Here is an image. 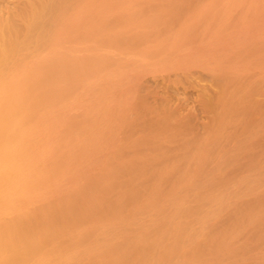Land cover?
<instances>
[{
	"label": "bare ground",
	"instance_id": "1",
	"mask_svg": "<svg viewBox=\"0 0 264 264\" xmlns=\"http://www.w3.org/2000/svg\"><path fill=\"white\" fill-rule=\"evenodd\" d=\"M85 1L18 0L14 5H6L5 14L0 13V264L216 262L224 255L219 253L222 240L218 239L217 234L211 236L208 252L199 247L196 249L188 243L195 242L194 236L188 235L182 224L172 223L165 216L164 207L169 204L177 210V194L181 182H192L198 190L202 187L198 182H206V187L212 191L214 182L225 179L224 174L219 176L212 173L213 168H222L224 162L218 160L210 168L207 163L213 156L212 151L217 141L230 132L224 130V127L236 123L238 116L244 113V99L232 97V91H227L224 86L216 94L218 96L214 95V99L204 97L210 99L203 107L211 113V131L203 137L182 138L184 142H181L178 152L170 150L168 144L181 133L184 134L188 126L186 129L185 122L182 124L180 119L174 118L173 112V117L170 113L162 114V111L151 108L144 101L135 106L138 117H133L131 123L150 130L145 139L133 134L127 139H121L118 137V130H101L98 125L96 130L93 129V115L89 116L92 112H84V118L81 116L83 119H77V113H71L69 101L73 103L72 99L76 96V77L88 74L97 65L100 69L102 62L96 59L98 62H95L100 63L95 65L94 60L72 56L69 50L63 49L67 47L70 36L77 32L76 37L86 35L90 26L96 22L99 24L103 23V19L110 18V21L114 18L119 24L123 16L120 18L118 11L121 13L124 10L116 4L120 0H116L113 8L119 6L118 11L116 8L110 11L112 5L107 7L106 4L105 13L104 9L96 12L92 5L91 10L96 11L87 12L91 6L88 8L87 5L86 10ZM92 1L89 2L93 4ZM97 1L102 0H95ZM77 8L81 11H77ZM107 11L116 15L118 12L119 18L116 19L112 16L114 14L106 13ZM88 17L89 21L95 18L94 23L89 22ZM97 19L99 22H95ZM169 22L170 20L166 24ZM113 26L115 28V23ZM100 31L102 36L103 30ZM168 32L171 30L166 26L143 35L134 33L127 37L124 33L120 34L127 38L119 37L121 41L118 40V44H122L120 46L127 50L119 51V48L118 52L121 54L115 56L118 57L116 60L123 62L122 64L126 62V65L134 69L131 64L136 66L140 60L135 62L134 59L137 58L133 57L131 60L132 56L128 58L127 55L142 54L143 49L155 44L154 37H167ZM113 33L118 39L117 34L115 36ZM107 48L105 47L106 50ZM138 50L142 51L138 53ZM156 51L150 48L147 56H142V60L145 61L146 57L149 60L156 59L171 50H164L161 54ZM173 52L177 53L176 50ZM97 53L95 54L99 55L101 52ZM105 56L102 57L106 58ZM165 57L164 54V59ZM123 58H126L125 62ZM139 63L136 70L141 72L146 62L143 66ZM84 82L82 79L81 87ZM228 84L232 85L228 80L223 85ZM236 85L234 82L232 87ZM80 90L82 91L81 88ZM147 113H153L154 116L150 118ZM97 117L99 118L96 116L95 120ZM249 122L253 120L250 119ZM247 133L250 137L256 134V130L248 129ZM123 140L126 143L120 142ZM237 145L242 154L253 158L255 147L247 145L246 137ZM141 146H145L144 150H141ZM252 166H255L254 160L249 168ZM152 211H157L156 222L166 225L167 229L161 228L156 236H152L149 226L145 224V233H133L140 214Z\"/></svg>",
	"mask_w": 264,
	"mask_h": 264
},
{
	"label": "rangeland",
	"instance_id": "2",
	"mask_svg": "<svg viewBox=\"0 0 264 264\" xmlns=\"http://www.w3.org/2000/svg\"><path fill=\"white\" fill-rule=\"evenodd\" d=\"M15 1L18 0H0V9H2L0 13L5 14V7L8 6V3L11 5ZM89 1H85L88 3H85L86 10L87 5L88 8L92 5L97 10L94 9L96 12H102L101 10L104 9L103 12L105 13L109 5H112L110 11L119 9L121 6L120 9L124 11L121 13L120 10L117 9V11L120 18L123 16V19L126 18L127 20L123 21L122 19L117 24L114 18L110 21V18L103 19L106 23L102 20L103 23L99 24L103 26H98L96 21L99 22V19L95 20L96 23H94L95 18L91 19L93 21H89L88 17L87 20L94 23L93 26H90L92 28L89 29L90 32L88 31L86 35H80V37H76L79 32L72 37L70 36L71 41H68L67 47L63 51L69 50L72 56H82L84 59L94 60V62L97 59L102 62H99L100 66L101 64L105 66H103L105 69L102 66L98 69L99 65L97 64L99 63L96 60L95 65L97 66L92 71L82 76L79 74L76 77L74 83L75 86H78L75 89L77 91L76 96H74V100L72 99L73 103L70 102L71 100L69 101L70 108L72 107L71 113H77L75 116L80 119L88 111L92 112L89 113V116L92 117L93 115L92 120L94 119V122L91 123V127L95 126L93 128L95 130L98 125L101 126L99 127L101 130H118V137L121 139H127L132 134L145 139L150 130L131 123V119L138 115L135 106L144 101L151 108L154 107L160 112L162 111V114L164 112L170 113V116L173 117V112L174 118L180 119L182 124L185 122V128L188 126V130H185L184 134L181 133L182 137H180L181 135L177 136L176 141L168 144L170 150L178 152L184 142L182 138L203 137L211 131V113L205 110L203 105L208 100L218 96L216 94L220 92L221 87L223 89L224 86L227 91H232V97L243 98L244 113L238 116L236 123L224 127V130H230V132H227L228 134L226 133L224 138L222 137L217 141L212 151V158H208L211 160L207 163L208 168L212 167L218 160L224 162L222 168L218 170L213 168L215 171L212 173L219 176L224 174L225 179L214 182L212 191L206 187V182H198L202 185L199 190L194 187L192 182H181L177 194V210L174 209L173 205L167 204L164 207V214L172 223H180L186 227L187 234L194 236L193 240L195 241L188 243L195 246L196 249L199 247L200 250L208 252L210 238L217 234L218 239L222 240V242L219 241L222 244L219 253L224 255L216 262L212 261L209 264H264V0H124V2L120 0L117 3L116 0L97 2L93 0L94 5ZM99 2H103L104 6L101 3L100 5ZM115 3L119 5L117 8L115 7L116 9L113 8ZM92 6L87 12H95L91 10L93 9ZM99 6H102V9ZM77 11H81V9L78 10L77 8ZM118 12L117 15L113 12L110 13L118 19ZM169 20L170 22L166 24ZM126 21H128L127 24ZM107 22H110V25ZM119 25L120 27H118ZM166 26L171 32H168L167 37H165L166 35L159 36L160 38L154 37L153 43L156 42L152 44L154 47L150 46V48L152 51L157 50L156 52H160V54L169 49L171 50L170 53L167 51L160 57L151 58V60L146 57L150 48L140 50L142 54L139 53V50L138 55L131 53L133 55H127L128 58L131 56V60L137 58L134 59L135 62L140 60L136 66L131 64L134 69L130 65H126V58H123L124 64L118 59L119 62H117L116 58L118 57L115 56L121 54L118 49L120 48L119 51L126 49L124 44L125 49L121 47L122 44H120L121 46L118 44L121 41L120 38L125 35L130 37L134 33L135 35H143L151 30L154 31ZM105 28L109 31L107 32ZM100 30H103L102 36L99 33ZM105 30L106 33L104 34ZM107 33L111 34L106 35ZM112 33L115 36L117 34L118 39ZM122 33L125 35H120ZM99 35L101 38H97ZM103 35H105L104 38H102ZM81 37L84 39H80ZM127 37L125 36V38ZM97 46L99 48H96ZM105 47H108L107 49L110 51L106 50ZM179 47L182 48L179 49ZM81 48L83 49L81 50ZM175 50L178 54L173 52ZM97 52L101 53L97 55ZM108 52H111L113 56L111 57ZM101 54L102 56L106 55V58L100 56ZM164 54L166 57L168 55L176 56L174 58L169 56V59L168 57L164 59ZM83 55L87 56L84 57ZM143 55H146L145 61L142 60ZM96 57H102V59ZM109 58L114 59L113 61L117 64L110 63L113 61ZM159 58L163 60L160 61ZM128 60L126 61L128 62ZM138 63L142 66L144 63L147 66L144 65L145 70L143 69L141 72L136 70ZM96 67L97 69H95ZM82 79L85 80V87L82 86L83 88L81 87ZM227 80L232 85H223ZM234 82L237 85L232 87ZM85 88L87 90L83 91ZM201 88L203 89L201 90ZM86 91L90 96L86 94ZM78 93L81 95L79 96ZM201 94L203 95L201 96ZM214 95L216 96L214 97ZM113 109H117V111L115 112ZM147 114L150 118L154 116L153 113ZM176 114L177 116H175ZM96 116L99 118L97 117L95 120ZM250 119L253 122H249ZM248 129L256 130V134L248 137ZM245 137L247 145L255 147L253 158L245 156L242 154V150L238 148L237 144ZM124 141L120 142L124 143ZM141 147V150H144L145 146ZM190 151L192 152V150ZM253 160L255 166L249 168ZM157 217V211L140 214L139 222L133 233H145L147 231L145 224L149 226V233L152 236H156L161 228L167 229L166 225L162 226L156 222Z\"/></svg>",
	"mask_w": 264,
	"mask_h": 264
}]
</instances>
